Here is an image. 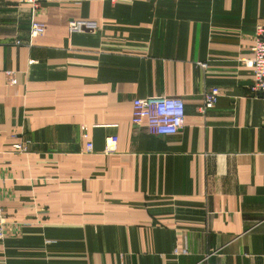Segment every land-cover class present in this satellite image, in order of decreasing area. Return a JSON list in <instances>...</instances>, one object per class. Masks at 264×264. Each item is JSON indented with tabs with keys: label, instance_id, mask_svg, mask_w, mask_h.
<instances>
[{
	"label": "crops",
	"instance_id": "obj_1",
	"mask_svg": "<svg viewBox=\"0 0 264 264\" xmlns=\"http://www.w3.org/2000/svg\"><path fill=\"white\" fill-rule=\"evenodd\" d=\"M259 23L264 0H0V264H264V99L241 60ZM158 95L184 100L175 134L132 122Z\"/></svg>",
	"mask_w": 264,
	"mask_h": 264
},
{
	"label": "built area",
	"instance_id": "obj_2",
	"mask_svg": "<svg viewBox=\"0 0 264 264\" xmlns=\"http://www.w3.org/2000/svg\"><path fill=\"white\" fill-rule=\"evenodd\" d=\"M50 0H19L20 3L29 4L36 11L42 2ZM68 31L70 34L84 31H97L100 29L98 21L91 19H71L68 21ZM46 25L42 21L32 19L30 24V38L26 45H32V39L43 35ZM17 44L22 41L17 40ZM243 63L251 67L253 70V82L250 86L251 91L264 99V23L256 26L254 33L252 57L242 58ZM205 65V64H202ZM9 84L15 85L18 82L16 71L8 69L5 71ZM221 96V89L217 86L209 87L205 94L203 103L199 106L200 112H207L214 108ZM132 122L136 124L145 123L148 130L153 135H169L180 131L185 124V103L181 96L158 95L137 98L133 103ZM20 134V135H18ZM87 133H83L86 138ZM12 138H20L12 144L14 150L18 152H29L30 140L25 137L24 131L14 132ZM118 136L112 135L106 141L105 152L110 153L116 150ZM93 143H87V152H91ZM6 237V220L5 209L3 205V195L0 187V241ZM179 249H175V253H179ZM208 264H225L224 262H209Z\"/></svg>",
	"mask_w": 264,
	"mask_h": 264
}]
</instances>
